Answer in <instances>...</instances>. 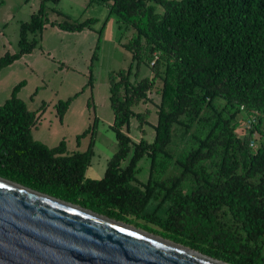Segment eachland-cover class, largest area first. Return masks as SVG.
I'll list each match as a JSON object with an SVG mask.
<instances>
[{
	"label": "trees",
	"instance_id": "16d2710c",
	"mask_svg": "<svg viewBox=\"0 0 264 264\" xmlns=\"http://www.w3.org/2000/svg\"><path fill=\"white\" fill-rule=\"evenodd\" d=\"M57 1L39 0L19 22L17 49L0 55V69L32 51L45 4ZM88 2L105 4L107 18L132 30L121 44L131 63L107 72L116 150L100 178L85 177L90 149L68 154L63 140L48 147L31 137L41 112L15 95L20 81L0 104V176L224 262L264 264V0ZM95 21L51 24L73 32ZM141 64L149 76L138 77ZM152 89L153 138L131 142L122 128L134 117L141 130L146 110L133 107ZM67 104L57 103L59 117ZM142 157L144 181L136 177Z\"/></svg>",
	"mask_w": 264,
	"mask_h": 264
},
{
	"label": "rangeland",
	"instance_id": "374dc122",
	"mask_svg": "<svg viewBox=\"0 0 264 264\" xmlns=\"http://www.w3.org/2000/svg\"><path fill=\"white\" fill-rule=\"evenodd\" d=\"M38 3L39 0H0V55L5 51H16L19 22L28 20ZM44 10L47 22L36 33L37 41L32 51L0 69V104L9 96L11 88L21 81L15 95L28 110H38L36 114L41 112L30 128L31 137L48 147L63 140L64 152L68 154L90 149L83 174L97 179L116 150L110 127L112 113L108 103L107 72L124 69L131 63L130 52L121 44L128 40L132 30L112 17L107 18V7L102 3L58 0L55 4L46 3ZM90 17L96 21L80 31H63L51 24ZM147 75H150L149 68L141 64L138 77ZM65 99L68 104L59 117L56 105ZM158 101V94L152 89L147 93V100L133 107L137 111L146 110V114L141 130L134 117H130L127 126L122 128L131 142L140 137L152 140L151 125L155 123ZM178 135L175 130L170 145L176 152L184 147ZM131 149L132 145L120 161V167L125 165ZM136 165L139 168L136 177L144 181L148 159L142 157ZM173 172L172 168H167L164 174Z\"/></svg>",
	"mask_w": 264,
	"mask_h": 264
},
{
	"label": "water",
	"instance_id": "95a60500",
	"mask_svg": "<svg viewBox=\"0 0 264 264\" xmlns=\"http://www.w3.org/2000/svg\"><path fill=\"white\" fill-rule=\"evenodd\" d=\"M0 264H230L0 176Z\"/></svg>",
	"mask_w": 264,
	"mask_h": 264
}]
</instances>
